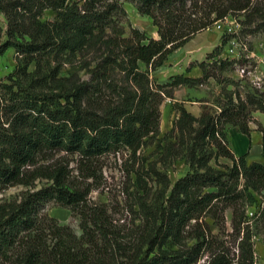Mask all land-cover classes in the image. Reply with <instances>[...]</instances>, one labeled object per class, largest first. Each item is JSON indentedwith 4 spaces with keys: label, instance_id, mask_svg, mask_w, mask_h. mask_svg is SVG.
I'll return each instance as SVG.
<instances>
[{
    "label": "trees",
    "instance_id": "1",
    "mask_svg": "<svg viewBox=\"0 0 264 264\" xmlns=\"http://www.w3.org/2000/svg\"><path fill=\"white\" fill-rule=\"evenodd\" d=\"M127 1L152 20L158 39L135 28L126 36L123 0H0L7 22L0 57L16 52L14 72L0 78V195L23 189L0 199V264H258L264 162L238 157L228 130L251 143L255 123L264 160V126L255 119L264 115V80L251 82L244 56L222 54L239 34L264 33V0ZM230 18L238 33L224 35L205 61L164 85L152 78L172 54ZM239 66L243 79L224 78ZM195 69L201 77L189 76ZM210 80L222 86L219 96L200 116L175 103L177 119L160 139L165 100ZM110 156L128 157L135 179L129 224L89 201L96 168ZM177 161L189 173L172 186L168 171ZM51 204L79 217L82 234L47 215Z\"/></svg>",
    "mask_w": 264,
    "mask_h": 264
},
{
    "label": "rangeland",
    "instance_id": "2",
    "mask_svg": "<svg viewBox=\"0 0 264 264\" xmlns=\"http://www.w3.org/2000/svg\"><path fill=\"white\" fill-rule=\"evenodd\" d=\"M80 1V0H74ZM84 1V0H83ZM126 16L122 18L121 27L125 31L126 36H129L131 29L135 28L144 32L148 37L158 39L159 35L157 29L154 27L153 22L148 17L141 16L135 6L123 0ZM55 17L52 11L45 14L46 20H53ZM0 25L5 29L7 27L6 19L0 14ZM239 31V27L233 18L224 22L216 24L211 30L205 31L197 35L185 47L178 50L169 57L168 62L164 67L152 73V78L159 84L164 85L169 82V79L178 74L185 73L186 69L191 63L203 62L213 50L221 45L222 37L224 35H235ZM238 43L233 40L222 54V59L241 60V55L244 56L243 61L246 67L244 70H253L248 75L252 83H259L264 80V33L256 36H241ZM237 40V39H236ZM6 41L4 37L0 46ZM244 45V46H243ZM16 67V52L13 49L8 50L2 57H0V78L5 79L10 76ZM66 75V74H65ZM84 79L86 76L81 74ZM200 75V76H199ZM189 76L196 77L202 76L199 69H195ZM244 71L242 67H237L235 72L227 73L224 78L239 81L243 79ZM231 89V88H229ZM222 86L218 85L214 80L201 87L189 89L187 87L179 88L175 91V99H166L161 106V129L160 139L164 138L173 128L177 119V114L173 110L175 103H182L186 108L195 116H200L202 105L205 102H213L219 96ZM264 119L261 113L255 114V119L260 123ZM262 123V122H261ZM252 127H257L255 123L251 124ZM229 140L236 154H241L245 151L248 140L247 137L240 133L239 129L230 128L228 130ZM252 145V144H251ZM157 144L151 143L150 146L144 150V160L148 162L154 161L153 152ZM253 146V145H252ZM253 157L260 159L263 163L262 151L257 143L253 146ZM59 157H56L57 159ZM61 158V157H60ZM128 157H112L106 158L101 161L99 167L96 168L95 180L90 181L93 183V192L89 197L91 204L96 206H108L111 210L113 219L119 224L132 223L135 219V214L130 210V205L133 203L127 191L132 192L135 184V179L127 169H131ZM222 164L231 165L228 160H221ZM137 166H135L136 168ZM189 173V167L184 161L175 162L170 170L168 176L171 180L172 186L180 179ZM44 184L41 183L40 186ZM39 186V187H40ZM23 191L22 188H11L0 195V199H10L16 197ZM47 215L56 219L59 224L70 227L77 235H81L80 218L73 215L70 210L61 206L51 204L47 207ZM120 221V222H119ZM231 216L227 215V225L230 227ZM138 223V222H137ZM256 254L258 256V264H264V232L255 239ZM205 264V260L201 262Z\"/></svg>",
    "mask_w": 264,
    "mask_h": 264
},
{
    "label": "crops",
    "instance_id": "3",
    "mask_svg": "<svg viewBox=\"0 0 264 264\" xmlns=\"http://www.w3.org/2000/svg\"><path fill=\"white\" fill-rule=\"evenodd\" d=\"M200 76V75H199ZM199 76H197V77H199ZM196 78V77H195ZM262 122V123H261ZM261 124L264 126V119H263V117H262V120H261ZM250 127H251V130H252V133H251V143H250V140L248 139V137H247V140H248V145H247V147H246V149H245V151L244 152H242L241 154H236L238 157H240V156H242V155H244V154H246V153H249V157H248V161H249V163H254V162H257V163H262L261 161H260V159H258V158H254L253 157V146H254V144L255 143H257V145H258V147L261 149V151H262V134L260 133V132H258L257 131V128L256 127H252L251 125H250ZM237 129V128H236ZM242 134V133H241ZM253 146H252V145ZM257 255V254H256ZM258 257V256H257Z\"/></svg>",
    "mask_w": 264,
    "mask_h": 264
},
{
    "label": "built area",
    "instance_id": "4",
    "mask_svg": "<svg viewBox=\"0 0 264 264\" xmlns=\"http://www.w3.org/2000/svg\"><path fill=\"white\" fill-rule=\"evenodd\" d=\"M218 24V23H217ZM250 215H252V214H250Z\"/></svg>",
    "mask_w": 264,
    "mask_h": 264
}]
</instances>
